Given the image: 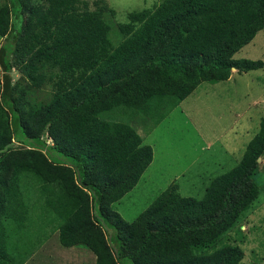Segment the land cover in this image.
I'll return each mask as SVG.
<instances>
[{
  "label": "trees",
  "instance_id": "obj_1",
  "mask_svg": "<svg viewBox=\"0 0 264 264\" xmlns=\"http://www.w3.org/2000/svg\"><path fill=\"white\" fill-rule=\"evenodd\" d=\"M115 15L106 0H0V264H24L36 192L61 246L96 264H241L264 120L203 199L176 184L133 222L112 206L154 161L135 119L157 127L202 84L264 68L235 59L264 30V0H163L116 28Z\"/></svg>",
  "mask_w": 264,
  "mask_h": 264
},
{
  "label": "rangeland",
  "instance_id": "obj_2",
  "mask_svg": "<svg viewBox=\"0 0 264 264\" xmlns=\"http://www.w3.org/2000/svg\"><path fill=\"white\" fill-rule=\"evenodd\" d=\"M162 1L106 0L116 11L115 17H111L114 28L117 22L127 21L128 13L152 8ZM235 59L264 62V30L238 52ZM13 72L17 80L20 75ZM233 73L227 82L202 84L157 127L152 122L144 123L142 117L132 122L145 144L152 146L154 161L138 185L112 206L126 221H135L161 193L176 184L182 196L203 199L214 178L238 165L264 120V68L243 74L233 70ZM45 93L38 92L36 97L45 100ZM47 143L53 145L50 138ZM260 174L262 195L242 225L245 258L241 264H264V157L260 161ZM39 197L36 192L30 198L27 225L33 243L27 242L30 250L23 253L25 262L33 253L45 264H96V260L90 258L94 253L85 246L66 252L69 250L59 243L58 232H54V225L47 217L51 215L47 208V215L43 213ZM11 243L15 245L13 240ZM83 254L85 263L80 260Z\"/></svg>",
  "mask_w": 264,
  "mask_h": 264
},
{
  "label": "crops",
  "instance_id": "obj_3",
  "mask_svg": "<svg viewBox=\"0 0 264 264\" xmlns=\"http://www.w3.org/2000/svg\"><path fill=\"white\" fill-rule=\"evenodd\" d=\"M58 241H59V239H58ZM75 248H78L77 246L76 247H72V248H66L67 250H69V251H66V252H69V253H71L72 251H74L73 249H75ZM93 253V252H92ZM69 255V254H68ZM71 255V254H70ZM73 255V254H72ZM76 255L78 256V255H80V254H77L76 253ZM85 256L86 255H84L83 254V258H81L80 260H83V262L85 263ZM92 257L96 260L97 258H96V256L94 255V256H91L90 258H91V260H92ZM63 257H62V255H61V258L60 259H62ZM68 258H69V256H68ZM50 262L52 263V261H53V256H51L50 255ZM66 259H67V257H66ZM69 260V259H68ZM67 260V261H68ZM70 261V260H69ZM19 262H21V260H20V258H19ZM28 262V263H27ZM27 262H24V264H37L36 262H38V263H44V262H40L39 261V256H36L35 254L33 255V253L31 254V257L27 260ZM96 263V262H95ZM45 264V263H44Z\"/></svg>",
  "mask_w": 264,
  "mask_h": 264
}]
</instances>
